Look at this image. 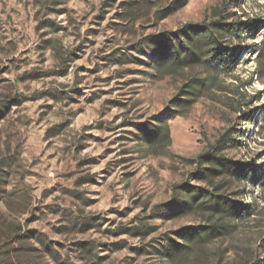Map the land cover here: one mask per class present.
Instances as JSON below:
<instances>
[{"label": "rangeland", "instance_id": "obj_1", "mask_svg": "<svg viewBox=\"0 0 264 264\" xmlns=\"http://www.w3.org/2000/svg\"><path fill=\"white\" fill-rule=\"evenodd\" d=\"M56 1L0 0V264L264 257V82L256 49L264 0ZM216 7L229 21L262 25L227 40L234 55L217 79L204 67L156 75L152 54L135 44L211 20ZM194 76L213 81L196 103L173 113L181 84ZM168 116L171 144L148 148L139 126ZM218 146L252 168L253 179H226L223 189L252 207L227 235L171 258L169 238L208 220L174 215L186 195L179 188L176 199L174 187L213 190L196 179L192 162ZM136 227L148 233L136 235Z\"/></svg>", "mask_w": 264, "mask_h": 264}, {"label": "trees", "instance_id": "obj_2", "mask_svg": "<svg viewBox=\"0 0 264 264\" xmlns=\"http://www.w3.org/2000/svg\"><path fill=\"white\" fill-rule=\"evenodd\" d=\"M60 4V0L56 1ZM230 13L222 8H214L211 20L196 24H186L175 32L164 31L157 35L142 38L136 45L139 51L144 49L152 54L156 75H175L187 68L204 67L219 75L228 67L229 59L234 55L226 44L229 38L256 31L262 22L256 19L229 21ZM164 12L161 18L166 17ZM258 78L264 82V38L256 44ZM213 79L205 76H194L181 84L177 96L172 100L171 111L181 114L182 108L190 107L202 97L210 87ZM238 93L239 92L238 90ZM9 102V100H6ZM6 107V104H2ZM241 107V106H240ZM264 132V119L261 123ZM140 138L148 148L159 150L169 147L172 141L169 116L152 125L139 126ZM192 163L198 165L195 174L199 182L210 183L213 190L201 184H183L174 187V197L179 199V188L186 193L181 198L179 214H206L208 220L202 223L187 225L176 232L165 244L167 256L175 258L185 255L198 246L230 233L234 227L231 223L238 220L252 205H241L231 195L223 192L226 179L246 182L253 179L252 168L245 163L224 154L221 147L214 148L199 155ZM218 179H222L215 183ZM136 235H146V228L136 227ZM171 244V245H170ZM239 264H264V257L252 256Z\"/></svg>", "mask_w": 264, "mask_h": 264}]
</instances>
